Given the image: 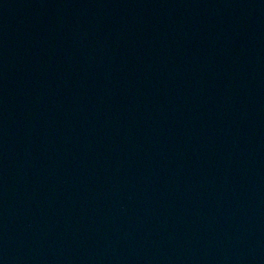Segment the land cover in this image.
<instances>
[{"label": "water", "instance_id": "obj_1", "mask_svg": "<svg viewBox=\"0 0 264 264\" xmlns=\"http://www.w3.org/2000/svg\"><path fill=\"white\" fill-rule=\"evenodd\" d=\"M0 264H264V0H0Z\"/></svg>", "mask_w": 264, "mask_h": 264}]
</instances>
